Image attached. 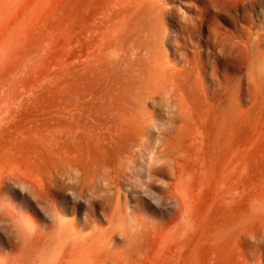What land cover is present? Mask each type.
Here are the masks:
<instances>
[{
	"label": "rangeland",
	"instance_id": "1",
	"mask_svg": "<svg viewBox=\"0 0 264 264\" xmlns=\"http://www.w3.org/2000/svg\"><path fill=\"white\" fill-rule=\"evenodd\" d=\"M128 1L0 0V264L52 261V236L106 234L117 204L122 230L110 247L126 254L121 231L137 232L139 264H264V0H147L156 25L143 37L165 51L157 91L183 107L145 105L159 170L144 172L145 154L122 160L129 169L114 186L99 187L98 176L101 191L88 195L109 194L103 211L71 187L121 162L116 150L79 142L75 119L78 108L117 109L133 92L120 76L123 58L144 54L133 51L142 12Z\"/></svg>",
	"mask_w": 264,
	"mask_h": 264
},
{
	"label": "bare ground",
	"instance_id": "2",
	"mask_svg": "<svg viewBox=\"0 0 264 264\" xmlns=\"http://www.w3.org/2000/svg\"><path fill=\"white\" fill-rule=\"evenodd\" d=\"M130 1H131V3H133V5L130 4L129 1H128V3L133 6L132 8H134V11H138V16H139V11L142 12V14L140 13L141 15L138 19H136L137 13L135 14L134 11L132 12V15L134 13V15L136 16L135 19L137 20V25L139 27V31L137 33H138V38H139L138 44H140V46L137 47L136 50L135 49L133 50V48H134V45H133V48H131V50H133V51H135V53H137L138 51L140 52L141 49L138 50V48L141 47L144 54L138 52L140 55L136 59H135V57L137 55L135 56L134 54H131L132 60H131V57L128 56L130 58L129 59L128 57L125 56L127 59L126 58H125V60H124V58L122 59L124 61V67L121 64V66L123 67V71H121L122 75L120 73H118V75H121L120 79L123 78L122 80L125 81V84L121 85L120 89L129 87L131 90H133V92L130 94L129 97L124 98L120 102V107L117 109L108 110V108H107L104 110L101 109L99 111H92V110H87L83 107L82 108L80 107L81 109L78 108L77 109L78 111L76 113V119L75 120H76V128L78 129V132H79V135H78L79 142H81V143L84 142L85 143L84 145H86V146L95 145V146L99 147L100 149H102L103 151H106V149H111V151H112V149L116 150L115 153L121 161L117 169L113 168L110 170V167H106L108 165V163H107V165L103 164L100 167V170H102V172H100V174H99L100 170L93 171L94 177H92V180L90 179L91 181H88V182H86V180H85V182L83 181L81 183V181L78 177L74 178L73 177L74 171H73L72 177L75 180L72 179V181H74V182L71 183V187L73 186V189H75V191L77 190V192H75L77 194V197L78 196L81 197V195L86 193V197L84 195L83 196L85 197V199L86 198L89 199L88 202H87V200H85L86 205L88 204V207H89L88 209H90V207L92 205L93 206H95V205L99 206L102 209V211L104 209H108V207H109L108 202H107V199L109 197L108 193H104V194L100 193L101 195L96 194V196H94L95 198L97 197L96 200L94 198L90 199L88 194L92 192L95 195V193H97V191L99 190V189H97L98 188V182L97 181H99L97 178L98 176H102V180H101V182H99V187H101V188L114 186L117 183L118 179L124 178L125 175L127 174L126 170L129 169V167H126V165L123 164V161L127 162L128 166H129V164H131V163L140 162L141 159L145 160L144 156H145V154H147L148 158H149V163L146 165L147 167L145 166L146 168H145L144 172L149 175L151 172L159 170V169L155 168V165L152 164V160L154 158L159 159L161 157L160 155H162V154H160L157 151H153V149H155V147H153L154 145L152 146L151 140L148 137V135L150 133L149 128H148V126L150 125L149 124L150 120L146 119L148 117H146V114H145V110H144L146 108L145 105L149 101L151 103H155V104H160V103L164 102L166 104V105H164V107L167 106L168 109H172L173 107H175V110L180 114H181L182 109H183V107L179 103L180 101L179 102L178 101L172 102L173 97H171V94L169 92L158 93V91H157V88H158L157 84L160 83L161 78H163L164 75H166V66H165L166 63L162 59V57L165 55V51L161 47V45H159L157 47H153L152 46L153 44L152 45L150 44V38L152 37L151 35H150V38L147 36H146V38L143 37V36H145V34L147 35V33L149 31L153 30V29L149 30V28L151 26L156 25V23L153 24L154 22H156V21H154L155 19H153V21H154L152 23L153 25H149L152 22V20L150 19L149 16L151 14L152 15L155 14V10H156V8L154 7V3L153 4L151 2L148 3L147 0H130ZM137 9H139V10H137ZM128 11H130V10H128ZM131 11H130V14H131ZM157 13H158V11H157ZM123 19H125V18H123ZM147 19L151 20V22L148 23L149 21ZM121 21H124V20H121ZM130 21H128V22L130 23ZM198 21H200V20H198ZM128 22H126V24ZM142 22L144 24H140ZM122 23H125V22H122ZM186 27H188V26H186ZM186 27H184V28H186ZM192 27H194V25ZM153 28H154V26H153ZM180 28H181V26H180ZM188 29H190V26ZM194 29H195V27H194ZM125 31H127V30H125ZM125 31L123 32L124 34H125ZM134 32H136V31H134ZM155 32H156V30H155ZM159 32H161V31H159ZM156 33H155V35L160 34V33H158V34H156ZM193 33H192V35H194ZM149 34H152V32H149ZM213 34H215V33H213ZM131 35H128V36H131ZM159 36H161V34ZM215 36L216 35H214L213 39H215ZM157 37L158 36H155V38L158 41ZM161 37L164 38V36H161ZM161 37H159V38H161ZM189 37H191V35ZM216 37H218V36H216ZM152 38H154V37H152ZM161 41H163V40L161 39ZM165 42H166V40L163 43H165ZM153 43H155V41ZM141 44H143V46H141ZM117 45H119V44H117ZM131 45H128L127 47H129ZM131 50H127V51L125 50V51L127 54H129L131 52ZM124 53H123V55H124ZM132 55H134L135 57ZM133 57L135 60L133 59ZM117 61H118V59H117ZM118 62H121V60ZM117 65H119V64H117ZM116 68H117V66H116ZM114 69H115V67H114ZM118 69H120V68L118 67ZM121 70H122V68H121ZM170 77H173V75ZM167 83H169V82H167ZM161 133H164V130H161L160 134ZM81 143H79V144H81ZM166 159H164V160H166ZM143 162L146 163L145 161H143ZM112 164H113V162H112ZM143 165H145V164H143ZM160 165H162V164H160ZM86 166H87V164H86ZM76 167H78V166H76ZM141 167H142V165H141ZM71 168H69V169L71 170ZM137 169H138V167H137ZM136 172L137 173H135V174L139 173L138 175H140V173H141L140 170H137ZM111 174H113V175H111ZM60 176H63V174L59 175V177ZM77 176H79V175H77ZM143 176H144V174H143ZM14 177L16 178L17 176H14ZM130 177H132V176H130ZM62 178H61V180H62ZM71 178H70V180H71ZM55 180H57V179H55ZM61 180H57V181L61 182ZM66 180H63V181H66ZM70 180H67V182ZM24 181H25V179H24ZM57 181L55 182L56 184L58 183ZM102 181H107V182L103 183ZM67 182L64 184L65 185L68 184L70 187V184H69L70 182L69 183H67ZM134 182H137V179H136V181L134 179ZM141 184L142 183H140V181H139L137 186H141ZM59 185H57V186H59ZM65 185L61 184V187L65 186ZM71 187H70V189H72ZM134 187H136V186H134ZM133 189H136V188H133ZM99 191H101V190H99ZM87 195H88V197H87ZM80 197H78V199ZM76 202L77 201H74V203H76ZM78 205H80V203H78ZM56 207L57 206H55V208ZM114 209L115 210H113V212L111 211L112 212L111 216L110 217L108 216V218H109L108 223L110 225V229L108 231H105L106 234L102 233V235H99L100 233L98 234L97 232L92 231L93 233L91 232V234H89L88 236H85L84 238L83 237L81 238L79 235H76L75 237H72L70 235H68V237H66V236L62 237L60 235V237L58 236L59 238H55L54 240H53L54 236H52L51 241L58 242L57 246H59V247H57V248L52 247L51 248V246H50L51 252H53L55 250L53 253H51L52 258H53L52 261L50 260L51 257H50V259H48V257L51 256V255L48 256V254L46 255V257H44L45 254H43L44 255L43 259L46 258L47 261L48 260H49V262L51 261L49 264H139L140 261H138V259H137L138 257L135 258V254L138 251L137 250L138 248L135 246V241L133 238L137 234V232L134 236H131V235L126 234V232L121 231V233H124L126 235L125 236V239L127 240L126 254H123V255L119 254L118 255L117 253L113 252L116 250H112L113 247H110V244H112V243H110V241H113L114 233H116L117 229L122 230V228H118L119 224H121L120 223L121 219H123V218H120L121 216H118V215H122L121 207L119 204H117ZM106 211H108V210H106ZM56 216H57V212L54 211V213L52 214V219L55 220ZM87 219H84V220H87ZM58 220H57V222H55V225L59 224ZM66 224L67 225L64 227L68 226V223H66ZM82 224H81L82 227L83 226L87 227L89 225V222L83 221ZM74 225H76V224H74ZM74 225H73V229L75 230ZM54 228H55V226H54ZM91 228H92V226H91ZM63 229L61 228V230H63ZM70 230H69V232H70ZM123 230H124V228H123ZM75 231H74V233H76ZM54 232H56V231H54ZM71 232H73V231H71ZM54 234L55 233H53V235ZM50 235H52V234H50ZM135 238H136V236H135ZM10 241H11V238L8 237L6 239L5 244L8 245L10 243ZM27 241H28V243H30L29 241H31V240H26V242ZM38 244H40V243H38ZM45 244H46V241H45ZM29 246L27 247V244H26L27 249L29 248ZM40 246L37 245L39 251L41 249V248H39ZM44 246H46V245H44ZM33 247H34V245H33ZM34 248H36V247H34ZM34 248H31V249L34 250ZM31 249H30V252H32ZM42 249H43V247H42ZM52 249H54V250H52ZM44 250H43V252H44ZM30 252H29V254H31ZM33 253L37 254V251L36 252L33 251ZM123 253H125V252H123ZM138 253H137V255L140 256V254H138ZM36 254H35V256H38ZM38 254H39V256L42 255L40 253H38ZM28 257H29V255H28ZM33 257H34V255L33 256L31 255V258L29 257V260H31ZM39 258L40 257H38V259ZM22 259H21V261H24V259H26V257L22 258ZM26 260H28V259H26ZM44 260L42 263L41 262L40 263L41 264H44V262L46 263V260L45 261ZM18 262H15V263L21 264L20 261H18ZM12 263H14V262H12ZM12 263H10V264H12ZM34 264H35V261H34ZM38 264H39V262H38Z\"/></svg>",
	"mask_w": 264,
	"mask_h": 264
}]
</instances>
